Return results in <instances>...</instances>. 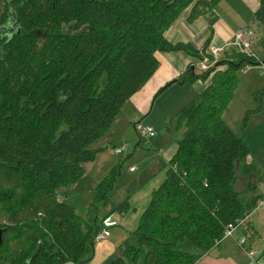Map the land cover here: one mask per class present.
I'll return each instance as SVG.
<instances>
[{
    "label": "trees",
    "instance_id": "trees-1",
    "mask_svg": "<svg viewBox=\"0 0 264 264\" xmlns=\"http://www.w3.org/2000/svg\"><path fill=\"white\" fill-rule=\"evenodd\" d=\"M220 1L0 0V264L91 258L107 217H77L59 192L83 177V165L97 154L92 145L156 72V53L185 50L170 44L165 31L187 9L191 19L206 16L211 28ZM252 22L264 33V0ZM221 53L214 68L197 67L200 75L188 69L175 79L208 85L175 114L182 134L165 178L132 234L134 245L124 242L108 264H199L225 225L264 198L253 195L261 180L247 148L222 120L237 72L256 64L234 50ZM251 176L246 188L252 195L243 204L235 187ZM111 181L97 188L95 202L102 206Z\"/></svg>",
    "mask_w": 264,
    "mask_h": 264
},
{
    "label": "crops",
    "instance_id": "crops-1",
    "mask_svg": "<svg viewBox=\"0 0 264 264\" xmlns=\"http://www.w3.org/2000/svg\"><path fill=\"white\" fill-rule=\"evenodd\" d=\"M258 7H259V0H221L213 9L215 21L212 24L211 28L208 24V19L206 16L199 15L198 17L191 19L189 10L188 9L184 10L178 16V18L172 23V25L165 31L164 37L172 45H177V44L184 45L185 50H180L177 52H169V53H156L155 57L158 61V68L156 72L154 73L152 78L141 88V90H139V92L133 95L124 105V107L129 108L130 113H132L129 116V118L133 120H137L136 116L138 115L142 116L146 109V105L150 101L152 96H154L155 98H159L166 91L172 89L173 86L183 88V86L185 85H191L195 83L196 81H194L193 83H185L183 85H180L174 81L177 77L183 75L186 72V70L188 69L195 70L196 64L194 63V60L197 59V57H199L201 53L206 51L207 48L213 46L220 47L231 39L234 33L232 29L228 28L229 26H231L230 24L231 21H236L240 23L241 27H247V24L249 23V20L251 18V23L252 25H254L252 22L253 14L254 12H256ZM237 30H239V28ZM257 32L259 31H254L252 38V42L254 46L259 38V36H257L258 34ZM259 33L264 36V33L261 32ZM203 47H205L206 49L205 48L203 49ZM187 50L188 52H186ZM260 50L261 52L259 55L262 58H260L257 54L254 55L255 57L257 56L256 59L258 61L264 62V40L261 42ZM228 51H232V50H228ZM221 59L222 57L221 58L219 57V60ZM225 67H226L225 65H220L218 69H224ZM250 68L251 67H245L244 69H242L243 70L242 73L244 72L242 75L244 76L247 73L246 70ZM254 71L255 73L256 71H258L256 75L257 79H254L249 86L250 90L253 91L251 92V95L245 105L246 107L243 108V110H241L242 123L240 122L238 115L237 128L235 130V133L233 132V130H231L229 125L228 126L226 124L225 125L235 134L236 137L241 138L243 144L245 145L248 151V156H247L248 162L257 165L255 166L257 169L256 171H258V176L261 180L260 182L261 185L258 186V188L255 190V193L253 195L261 194L264 196V85H262V81H264L262 80V77H264V72H262L260 69L258 70V68H255ZM237 75L238 74H236V76ZM238 81L239 80L237 78V83ZM205 85L206 86L208 85V80L207 83H205ZM235 96L236 93H234V97L232 100L235 99ZM190 102H192V100ZM190 102L189 100L182 102L185 104H182L180 109L186 106L187 104H189ZM164 128L165 127H163V130ZM112 129L113 127L111 128V130ZM161 134H162L161 131L158 132L157 136H155V138H153V140L150 141L148 144L150 145V147H152V149L156 153V156L157 157L160 156L161 162L164 164V167H166V161L168 158H170L172 153H170L167 156H164L157 154V152L159 153L163 151L164 153H167L172 147V144H168L166 146L163 145L162 143L163 140L160 137ZM99 141H97L94 144V146L99 144L98 143ZM107 141L116 144L117 146L114 147L121 148L122 151L125 148V146L122 145L126 144L127 136L123 134L122 136H118L114 139L109 138L107 139ZM93 150L97 151L95 159L93 160V162L83 165V170H84L83 177L72 188H75L76 186H78V184H80L79 183L80 181L84 180V177L87 171L89 170L88 168H90L88 166H92V164H94V162L98 160V162H100L101 164V168L99 171H102L100 174L102 176L100 178H97L96 180L98 181L95 188V198H96V196L98 195L97 188L99 184L103 183L105 180H109L108 176L103 177V175L106 174V171H108V168H106L105 164L106 163L109 164L108 163L109 161L107 160L108 158H105V155L103 154L104 148L102 146L99 145V147H96ZM134 151L135 150H133V152ZM130 170L129 172L134 173V171H130ZM254 180L255 177L251 176L250 179L248 180L246 178L244 179L240 177L239 180L237 181L235 190L237 193L240 194V200L243 204H245L249 200V196L252 195L248 193V190L246 188V183L253 182ZM84 182L85 181H83L82 183ZM72 188H69V190ZM262 200H264V198ZM149 201L150 199L148 200V203ZM148 203L146 204V206H143L141 210L138 207L140 210L138 215H140L141 212L142 213L144 212ZM128 205L129 202L126 203L127 210L128 207H130ZM107 206H109V200L108 202H106L105 206L103 207L106 208ZM135 207H133L134 213L136 211V209H134ZM125 210L126 209H121V210L116 209V212H113V215L112 214L108 215L109 214L108 213L103 217V218L107 217L105 219L110 220V222H114L115 226H118V224L121 225L116 229L119 232L117 233L115 239L111 238V234L109 232H108L109 236L106 239V241L112 239L111 240L112 242H108V243L113 248L114 253L115 254L118 253V256H119V252L117 249L122 244H124V242L130 241V237L128 238V236L130 234L132 236L134 231L137 229L142 215V213L140 216L134 214L135 218L133 222L129 224L131 225L129 227V225L125 224L128 223L126 221V216H127L126 214L128 211ZM118 212H122V213L120 215H117ZM138 217L139 220L137 223ZM103 218H101V220ZM108 228H104V229H107L108 231ZM241 240H244L245 242L243 244H240ZM188 250L191 251L192 253H195L191 247H189ZM93 256L96 257V250H94V254L92 250L91 258L87 262H84L82 264H88ZM110 257H111L110 254L106 255L105 259L104 256H101L100 258L103 261H101L100 263H106V261H109L108 259H110ZM138 264H141V262H139ZM199 264H264V207L258 208L254 210L253 213L249 214L245 225L238 227L234 231L232 237L222 238L208 254L204 255L200 259Z\"/></svg>",
    "mask_w": 264,
    "mask_h": 264
},
{
    "label": "rangeland",
    "instance_id": "rangeland-1",
    "mask_svg": "<svg viewBox=\"0 0 264 264\" xmlns=\"http://www.w3.org/2000/svg\"><path fill=\"white\" fill-rule=\"evenodd\" d=\"M230 24L231 26L228 28L232 29L234 33L238 31V28L239 30L258 31L256 26L252 25L251 18L247 27H241L240 23L236 21H231ZM257 33L259 38L255 46L253 45L252 52H255L254 54H257L260 58H262L259 54L261 52L260 47L261 42L264 40V36L259 32ZM223 55L224 53H220L217 57L223 58ZM194 63L196 64L194 74L200 75L201 73L197 69L199 65L198 58L194 60ZM245 67L251 68L246 70L247 73L243 76L242 74L244 72L242 73V69ZM245 67L237 72V78L239 81L235 89V99L228 104L222 115L223 122L227 126L229 125L234 133L237 128V116L239 115V120L242 123L241 110L246 107L245 105L251 95V92L253 91L250 90L249 86L254 79H257L256 75L258 71L255 73L254 69L258 68L259 70V67L254 65H246ZM262 80H264V77H262ZM205 83H207V80L203 81L198 79L195 83L185 85L183 88L173 86L172 89L166 91L159 98L152 96L146 105L144 114L142 116H136L137 120L129 118L132 114L130 113L129 108L124 106V108L122 107L123 110H120L115 122L113 123V129H110L109 132L104 135V137L98 142L99 144L96 146L92 145L91 147L92 149H95L96 147H99V145L102 146L104 148L103 154L109 161V164H105L108 171H106V174L103 175V177L108 176L109 180H112V191L106 195L107 200H109V206L104 208L102 206V202H95L94 200L95 188L98 182L96 180L102 176L100 175L102 171H99L101 164L98 160H96L92 166H88L90 168H88L89 170L87 171L84 180L80 181L78 186L70 190L67 188V190H61L59 192L66 202L73 206L74 214L77 217L84 218L85 216L92 217L96 215L100 220L114 208L121 210L122 207V209H126L125 211H128L126 214V221L128 223L125 224L129 225L133 222L135 215H138L141 208L146 206L148 203L151 192L163 182L166 169L160 160V156L157 157L152 147L148 144L152 141V139L145 141L139 138L140 130L147 127L151 128L156 136L158 132L161 131L162 134L160 137L163 140V145L166 146L168 144H172V149L170 148L167 153L161 151L159 153L157 152V154L167 156L170 153H173L175 147L174 142L179 140L182 134V130L178 129L176 126L174 115L180 110L182 104H185L182 102L186 100H189V102L191 100H196V96L206 87ZM262 85H264V81H262ZM137 127L139 128L137 129ZM163 127H165L164 130ZM123 134L127 136V141L126 144L122 145L125 146L122 153L117 155L114 153V146L117 145L112 142H108L107 139H114L118 136H122ZM133 150L135 151L133 152ZM131 168L134 173L129 172ZM83 181L85 182L82 183ZM125 201L129 202L128 206L130 207H128V210ZM133 207L136 209L135 213L133 211ZM258 208L259 207L256 206L254 210ZM254 210L251 213H253ZM121 213L122 212H118L117 215H120ZM138 220L139 217L137 218V223ZM120 226L121 225L118 224V226L114 225L108 228V232L111 234L112 239H115L117 233L119 232L116 229ZM130 226L131 225H129V227ZM129 237V242H131V244L134 243V239L131 234L128 238ZM112 239L94 243L93 254L94 250H96V257L93 256L88 264H107L117 258L118 253L115 254L113 248L108 243L112 242ZM111 252L115 255H112ZM108 254L111 256L110 259H108L109 261H106V263H100L103 261L100 257L104 256L105 259Z\"/></svg>",
    "mask_w": 264,
    "mask_h": 264
},
{
    "label": "built area",
    "instance_id": "built-area-1",
    "mask_svg": "<svg viewBox=\"0 0 264 264\" xmlns=\"http://www.w3.org/2000/svg\"><path fill=\"white\" fill-rule=\"evenodd\" d=\"M252 32L250 30H238L236 33H234L229 41L224 43L222 46L217 47V48H210L207 50V54H200L201 56V61L198 66V69L201 72L207 71L210 68H214L216 62H217V55L220 54L223 51L226 50H234L242 55H244L246 58L251 59L254 63H257L256 66L259 67V69L264 72V62H260L256 59L254 53L252 52ZM140 127V126H139ZM137 127V129L139 128ZM140 138L148 135L152 137L154 135L153 130L151 128H144L140 130ZM117 155L120 154L121 148H117L114 151ZM131 169L130 171H132ZM257 207H264V200H261L258 204ZM249 215H245L243 218L234 221L233 223H228L224 227V232H223V238L226 237H232L234 231L240 227L245 225L247 221V217ZM113 225L110 220L105 219L103 220V226L105 228L111 227ZM109 236V233L107 229H103L96 237L95 241L96 242H101L105 239H107ZM245 241L241 240L240 244H243ZM68 264H74V263H68Z\"/></svg>",
    "mask_w": 264,
    "mask_h": 264
},
{
    "label": "water",
    "instance_id": "water-1",
    "mask_svg": "<svg viewBox=\"0 0 264 264\" xmlns=\"http://www.w3.org/2000/svg\"><path fill=\"white\" fill-rule=\"evenodd\" d=\"M0 244H1V232H0Z\"/></svg>",
    "mask_w": 264,
    "mask_h": 264
}]
</instances>
